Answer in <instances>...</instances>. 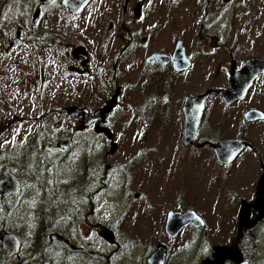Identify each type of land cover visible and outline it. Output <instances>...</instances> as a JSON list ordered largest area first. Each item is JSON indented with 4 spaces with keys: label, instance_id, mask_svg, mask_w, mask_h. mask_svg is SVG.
Instances as JSON below:
<instances>
[{
    "label": "rangeland",
    "instance_id": "374dc122",
    "mask_svg": "<svg viewBox=\"0 0 264 264\" xmlns=\"http://www.w3.org/2000/svg\"><path fill=\"white\" fill-rule=\"evenodd\" d=\"M190 1L194 10L196 0ZM218 1L224 6L225 0ZM8 4L9 0H6L5 5ZM33 4V0H19L17 11L28 16V8ZM107 4L114 16V9H117L119 3L116 0H107ZM236 4L233 2L229 6ZM55 7L56 9L36 27L40 34L53 35L46 44L48 49L45 50L43 46L36 49L33 45L26 44L16 52L7 51L6 48L15 35L13 25L16 23L13 19L7 24L0 23V33L4 32L0 38V157L7 162L0 167V181L5 177V171L11 169L13 161L17 159V150L27 151V144L38 132L44 135L49 123L48 129L52 132L54 144H57L60 135H65L70 129L72 134L76 133L79 143H82L81 146H76V151L69 156L66 164L64 163L62 171L65 169V172L61 175L70 177H58L68 179L71 184L76 174H85V177L91 178L92 183L87 190L77 188L73 194L64 193L59 196L53 192L47 200H42V209L36 204L31 178L27 179L23 174L26 195L22 202H18L19 209H15L10 198L2 199L0 194L3 202L0 230L16 235L22 244L19 255L9 259L7 264H36L37 256L41 258L43 251L50 245L48 259L56 255H66L73 260L76 253L62 250L56 244L61 243L59 241L49 240L48 236L53 232L68 236L71 243L78 242L98 258L102 255H109L110 258L114 255L113 259L121 258L127 254L123 251L126 246H137L135 252L140 253H137V256L144 258L159 244L169 243L165 231L164 208L167 203L170 206L173 200H176V207L180 201L182 209H196L207 222L202 232L187 231L175 240L173 246L172 242L171 246L176 253L186 250V256L200 257L201 254L210 252L213 246L225 244L232 237L233 230L220 228L219 217L223 215L225 208L233 205V174L225 178L228 182L225 181L226 186L222 187L221 182L217 184V163L211 154L205 150L197 152L189 148L181 152L175 147L182 133L180 119L184 98L205 93L216 83L218 72L213 62L205 57L204 61L190 72L178 76L174 84L159 81L160 78H157L156 82L146 83L142 75L144 53L131 49L123 52L126 41L118 34L109 35L105 23L96 30L87 23L83 30L90 33L95 31L94 34L91 33V37L96 41V45L111 48L107 50L108 72L105 77L98 75L97 82L105 83V79L110 78L113 88L111 93L109 90L106 93L103 91L98 97L93 91L94 79L78 72L73 75L69 70L70 66L75 65L73 51L81 40L77 32V19L74 18L76 14ZM235 7L238 33L243 30L248 33L252 27L258 28L256 22L264 21V12L260 15L255 12V18L251 22L242 15L243 8ZM215 9L216 6L212 13L223 17V14ZM34 13L29 15L31 19ZM21 14L16 16L11 13L18 21ZM224 14L227 15V12ZM26 30L31 31L28 24ZM193 33L194 30L187 38L192 50ZM256 38L254 49L248 50L260 54L264 51V33H258ZM171 41L172 36L168 31L160 32L157 37L160 47L168 48ZM102 66L105 68L104 64ZM92 74L95 75L96 71L92 70ZM72 75L74 78H71ZM156 76L162 77V74ZM115 80L121 83L124 89L114 119L113 142L117 143L118 147L114 151L113 145L106 150L98 145L95 149L92 146L87 147L85 143L90 141L84 139L83 130L80 127L78 129L83 118L78 116L76 120H71L63 108L76 104L78 108L90 109L95 99L96 107L102 105L114 93V84L117 85ZM73 86L76 88V99L73 97ZM148 99L157 100L158 106L153 112L143 116L144 118L140 113L138 116L132 114ZM127 106L132 109H126ZM42 116L46 119L43 125L36 120ZM56 123L62 125L59 127ZM149 124L152 125L148 127ZM43 135H40L37 143L43 142ZM223 177L224 173L219 181ZM128 180L130 182H127ZM72 186L76 187V184L73 183ZM60 189L62 186L57 187L58 192ZM143 191H146V197L137 199L135 194ZM145 201L151 205L147 206ZM43 209L45 214H33ZM120 214L122 219L116 226L114 222L119 219ZM33 218H38V221H33ZM107 228L114 232L119 247L123 246L122 250L115 254L114 244L103 238ZM206 232L209 246L203 247L201 252L200 237L206 238ZM2 254L5 255L6 250L2 249ZM20 256L21 258H17Z\"/></svg>",
    "mask_w": 264,
    "mask_h": 264
},
{
    "label": "flooded vegetation",
    "instance_id": "af4514ba",
    "mask_svg": "<svg viewBox=\"0 0 264 264\" xmlns=\"http://www.w3.org/2000/svg\"><path fill=\"white\" fill-rule=\"evenodd\" d=\"M54 1L40 0L38 2V0H33L34 4L28 8V16H24L17 11L19 0H9L8 5H5L6 0H0V23L7 24L11 19L16 23L13 25L15 35L11 42H9L10 45L7 46V51L16 52L26 44H31L36 49L39 46H43L44 50L48 49L46 44L53 38V35L49 33L40 34L36 27L52 10L56 9L55 6L71 13L63 5V0H58L56 4H53ZM116 1L119 3V6L117 9H114V16L107 4V0H92L80 13L74 15V18L77 19V32L81 40L77 49L75 48L73 51L75 65L70 66L69 70L73 75H76V72H78L82 76L88 75L90 79H94L93 91L98 97L103 91L106 93L109 90L111 93L113 85L110 78L105 79V83L97 82V79H99L98 75H104L105 77L108 72L106 66L107 62H109L107 61V50L111 48L109 46L96 45V41L91 37V33L94 34L95 31L90 33V31L83 30L87 23L94 30L105 23L109 35L118 34L122 40L126 41L125 46L122 48L123 52L131 49L132 51L137 50L144 53L142 67L144 70L142 69V75L146 83L156 82L155 80L160 78L159 81L163 80L174 84L178 76L190 72L195 66L201 64L205 57L213 62L218 72V78L216 79V83L212 84L207 90V92L212 90V93L207 99L208 101H205L195 137L190 145H185L184 139L188 122L185 110L188 97L186 96L181 106L180 120L182 133L178 137L175 147L181 152L189 148L197 152L205 150L211 154L217 163V184L221 182L222 187L226 186L225 181L227 180L225 178L233 174L231 191L233 190L232 198L235 201L233 199V205L225 208V212L219 217V227L222 229L225 227L230 228L233 230V234L225 244L213 246L210 252H207L205 255L201 254L200 257L197 255L190 258L189 255H185L186 250L176 253V250L172 248L175 240L187 231L202 232L205 230L207 222L196 209L192 207L186 210L182 209V202L180 201L178 202L179 206L176 207V200H173L170 204L171 208L169 203L164 208V212L166 213L165 231L169 238V243L159 244L149 255H145L146 258L137 256V253H139L138 251L137 253L135 252L137 246L136 248L134 246L124 247L123 251L127 252V254L121 256V258L117 257L113 259L114 255L111 258L109 255H102V257L98 258L93 256L86 247L81 246L78 242L71 243L70 238L67 236V242L59 241L61 243L56 244L62 250L76 253V257L73 260H70L66 255H56L48 259L49 251L51 252L50 245V247L43 251L41 258L37 256L38 261L36 264H56L55 262L58 264H151V258L158 252L162 255L160 259L162 260V264H204L207 260L213 261L215 259L213 256L215 247H232L234 245H236L239 251L238 256H234L235 258L233 259H226L222 264H264V72L254 79L244 98H236L233 103L227 104L221 93L224 90L230 89L231 86H234L236 89L238 88V93H240V87L246 84V80L243 78L237 79L235 76L247 63L252 62L249 65L250 68L248 67V72L242 75L243 77L251 76L250 71L260 68L253 61L264 60V55L261 54L264 51L260 54L250 52L251 49H254L253 43L257 42V34L264 33V21L256 22L258 28L252 27L248 33L244 30L238 33V16L235 7L240 6L243 8L242 15L248 21L253 22L255 12H258L259 15L264 12V0H225L224 6L218 0H196L194 10L192 1L190 0ZM233 2L237 4L230 7L229 4ZM215 6V10L222 13L223 17L212 13ZM120 11L121 13H119ZM12 12L15 15L21 14L19 21L15 16L11 15ZM31 12H35L33 19L29 17ZM225 12H227V15L224 14ZM27 24L31 27V31L26 30ZM193 30L194 41L192 43H194V46L192 47L194 50L190 49L187 43V38ZM166 31L172 36V41L168 48L160 47L157 42L160 32ZM3 34L4 32L0 33V38ZM178 50H183L190 64L184 58H181V60L184 59L185 63L189 64V66L181 65L184 63H181L180 57L177 56ZM79 52L81 54H78ZM157 55L161 57H156ZM102 64H104L105 68ZM92 70L96 71L95 75L92 74ZM159 73L162 74V77L156 76ZM73 75L71 78H74ZM115 81L117 85L114 84L116 86L114 93L112 92L111 97L102 105L96 107L95 99L93 100L92 108L79 107L86 109L91 116H95L97 111L104 109L114 100V107L109 115L93 119L90 127L83 130L84 139L90 141L85 143L87 147L92 146L95 149L96 145H98L104 150L108 149L109 146L112 147V145L115 149L118 147V144L113 142V138L115 140L113 132L114 119L119 110L124 89L120 85L121 83L117 80ZM72 92L73 97L76 99V88L74 86ZM240 95L242 96V94ZM193 105L196 104L191 102L188 107L189 112L190 107ZM157 106V100L148 99L144 101L143 105L138 106L137 110H134L132 114L138 116L140 113L141 117H145L153 112ZM70 107L78 106L72 104L63 108L71 120H76V117L69 115L68 109ZM130 107L127 106L126 109ZM42 119L43 116L36 118L37 123L40 122L43 125L46 119ZM68 122L70 123V120ZM55 125H59L60 127L62 124L56 123ZM150 125L152 124H149L148 127ZM79 127L80 124L78 129ZM46 128L44 135L41 132L35 135V137L43 135V142L37 143L31 141L28 144L26 143L27 151L18 149L16 152L17 159L13 161L11 169L9 168L20 184L19 195H11L9 197L15 209L18 202H22L26 195V186L22 174L27 179L31 178L33 182L32 190L37 200L36 204L40 209H42L41 206L44 204V199L47 200L53 192L59 196L64 193L73 194L77 188L87 190L89 184L92 183L91 178L89 176L85 177V174L84 176L76 174V177L71 180V184L68 183V179H62L70 177V175L66 174L61 175L62 172H65V169L62 171L65 166L64 163L66 164V161L70 159L69 156H72L71 154L76 151V146H81L82 143H79V138L76 139V133L72 134V130L70 129L65 135H60V138L57 139V144H54L52 132L48 129L49 123L46 125ZM106 133H111L112 138ZM64 140L71 141L68 148L59 147V143ZM226 141H238L241 143L237 148L235 158L229 163L221 162L215 150V145L218 142ZM108 168H110V165ZM223 173L224 177L219 181ZM59 175L62 178L58 177ZM127 182L130 181L128 180ZM73 183L76 184V187L72 186ZM61 186L62 189L58 192L57 187ZM71 187L73 189H70ZM135 196L137 199H143L146 197V191L137 192ZM145 202L148 204L147 206L151 205L150 202ZM193 211L204 221L202 226L198 227L193 222H190L182 227L176 235L168 233L167 225L171 214L180 213L184 215ZM45 213L43 209L33 214L38 216ZM121 219L120 214L119 219L114 222L116 226ZM32 220L38 221V218H33ZM106 230L107 233L103 234V238L109 243L114 244L116 247L115 254L122 250L123 246L119 247L114 232L110 228ZM205 236L206 238L200 237L199 248L201 252L203 247L209 246L208 232L205 233ZM81 253L85 255L83 256ZM17 258H21V256Z\"/></svg>",
    "mask_w": 264,
    "mask_h": 264
},
{
    "label": "water",
    "instance_id": "95a60500",
    "mask_svg": "<svg viewBox=\"0 0 264 264\" xmlns=\"http://www.w3.org/2000/svg\"><path fill=\"white\" fill-rule=\"evenodd\" d=\"M92 0H63V5L68 8L72 13L77 14L82 11L88 3H90ZM177 56L180 57V62L184 63L181 65L189 66L190 61L186 59L183 50L177 51ZM156 57H161L160 55H157ZM181 58L184 59L181 60ZM254 63L256 62L257 65H259L260 68L257 70L250 71L251 76L243 77V74H246L248 72V67L252 63H247L243 69L239 71L237 76H235L237 79L243 78L246 80V84L241 85L240 87V93H238V88L236 89L234 86H231L230 89L222 91V96L227 104L233 103L236 98L239 97H246V94L248 90L250 89L254 79L264 72V60H254ZM187 64V65H186ZM250 68V67H249ZM236 91V92H235ZM212 93V90H209L203 95L200 96H188L187 102H186V115L188 118L187 126H186V132H185V145H190L195 137V134L198 129V123L201 118L205 101L210 97ZM242 94V96L240 95ZM194 103L196 105H193L190 107V112L188 111V107L190 103ZM114 100L109 103L107 107H105L102 110H99L96 112L95 116H91L89 112L86 109H81L78 107H70L68 109L70 115L74 117L81 116L83 118L82 125L80 126L81 130H85L90 127L93 119H97L98 117H106L110 114L111 110L114 107ZM107 134V133H106ZM110 138H112V134H107ZM71 144V141L64 140L59 143L60 148H68ZM241 145L238 141H226V142H218L215 145V150L219 155V160L224 163H229L235 158L237 148ZM243 145V144H242ZM115 147H113L114 151ZM20 192V184L17 180V178L13 175L10 169H7L5 171V177L0 181V194L2 199L9 198L11 195H19ZM181 220V222H180ZM193 222L196 226L200 227L204 224V221L202 218L196 213V212H189L187 214H171L169 223L167 225V231L171 235H176L182 227L186 226L188 223ZM49 240L51 241H68V238L66 235L58 232H53L48 236ZM0 242H2V246L4 250H6V257H14L18 256L20 253V249L22 247L21 240L14 234L8 233L5 230H0ZM239 253L236 245L232 247H215L213 256L214 260H207L204 264H222L223 261L226 259H233L236 257V255ZM160 254V256H159ZM235 256V257H234ZM238 256V255H237ZM162 257L161 253L155 254L154 257L151 258L150 262L151 264H162V260H160ZM47 264V263H42Z\"/></svg>",
    "mask_w": 264,
    "mask_h": 264
},
{
    "label": "trees",
    "instance_id": "16d2710c",
    "mask_svg": "<svg viewBox=\"0 0 264 264\" xmlns=\"http://www.w3.org/2000/svg\"><path fill=\"white\" fill-rule=\"evenodd\" d=\"M40 139V135L34 137L31 141L32 142H37L39 141ZM6 160H2V156L0 157V167L5 163L7 164V162H5ZM11 161H9L10 163ZM2 200L0 199V214L3 212V209H2ZM2 249L3 246H2V242H0V264H7V262L9 261V259H12V257H6L5 255L2 254Z\"/></svg>",
    "mask_w": 264,
    "mask_h": 264
},
{
    "label": "bare ground",
    "instance_id": "6f19581e",
    "mask_svg": "<svg viewBox=\"0 0 264 264\" xmlns=\"http://www.w3.org/2000/svg\"><path fill=\"white\" fill-rule=\"evenodd\" d=\"M186 100V99H185ZM208 101V100H207ZM206 109V108H205ZM203 120V119H202ZM199 131H200V129H199ZM239 155V154H238ZM261 215V214H260ZM246 225V224H245ZM250 226V225H249ZM241 241V240H240ZM240 250V249H239Z\"/></svg>",
    "mask_w": 264,
    "mask_h": 264
}]
</instances>
